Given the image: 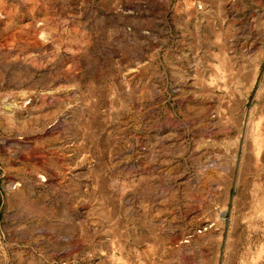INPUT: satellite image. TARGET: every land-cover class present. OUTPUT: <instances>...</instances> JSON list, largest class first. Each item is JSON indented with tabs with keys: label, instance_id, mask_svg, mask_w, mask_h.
<instances>
[{
	"label": "rangeland",
	"instance_id": "rangeland-1",
	"mask_svg": "<svg viewBox=\"0 0 264 264\" xmlns=\"http://www.w3.org/2000/svg\"><path fill=\"white\" fill-rule=\"evenodd\" d=\"M213 1L0 0V152L23 161L52 139L95 155L120 145L129 179L143 175L145 142L174 156L153 169L171 206L154 217L148 264H264V30L244 38L234 70L226 49L241 27L195 16ZM234 1L264 15V0ZM18 219L0 216V261L27 237ZM33 233L59 245L52 264H82L70 236Z\"/></svg>",
	"mask_w": 264,
	"mask_h": 264
},
{
	"label": "crops",
	"instance_id": "crops-1",
	"mask_svg": "<svg viewBox=\"0 0 264 264\" xmlns=\"http://www.w3.org/2000/svg\"><path fill=\"white\" fill-rule=\"evenodd\" d=\"M238 2L232 0L233 11L229 13L221 11L217 0L205 2L208 8L204 14L195 12L215 26L226 22L229 30L241 27L228 38L232 46L226 49L234 70L241 64L236 58L244 47V38L251 40L264 30L263 13L251 16ZM191 12L187 10L186 16L191 17ZM62 142L52 139L37 146L32 155L44 156L34 160L15 161L8 148L0 152V163L20 162L22 170L27 171L21 175L0 172L1 185L15 180L20 183L13 192L0 190V216L16 212L17 229L27 232V237L8 245L0 264H49L50 259L52 264V251L59 245L49 240L39 242L33 233L38 226L70 236L82 264H148V247L155 239L154 217L171 206L153 169L161 170L174 156L160 144L145 142L137 158L143 175L129 179L122 173L130 156L120 145L95 155L89 146L78 149L73 139ZM61 145H65V153L58 151ZM37 162L40 165L34 166ZM124 179L129 180L126 185Z\"/></svg>",
	"mask_w": 264,
	"mask_h": 264
},
{
	"label": "bare ground",
	"instance_id": "bare-ground-1",
	"mask_svg": "<svg viewBox=\"0 0 264 264\" xmlns=\"http://www.w3.org/2000/svg\"><path fill=\"white\" fill-rule=\"evenodd\" d=\"M13 187V186H12ZM15 187V186H14Z\"/></svg>",
	"mask_w": 264,
	"mask_h": 264
}]
</instances>
